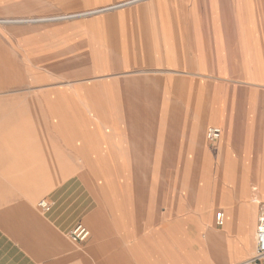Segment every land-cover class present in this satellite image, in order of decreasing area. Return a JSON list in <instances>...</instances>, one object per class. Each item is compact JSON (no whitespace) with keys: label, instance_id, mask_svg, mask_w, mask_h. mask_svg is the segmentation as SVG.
<instances>
[{"label":"crops","instance_id":"0c3cea01","mask_svg":"<svg viewBox=\"0 0 264 264\" xmlns=\"http://www.w3.org/2000/svg\"><path fill=\"white\" fill-rule=\"evenodd\" d=\"M62 3L32 15L95 12L0 27V264L253 258L264 216V0ZM116 92L121 106L94 105ZM211 127L221 130L214 142ZM78 225L89 231L82 242L71 238Z\"/></svg>","mask_w":264,"mask_h":264},{"label":"rangeland","instance_id":"374dc122","mask_svg":"<svg viewBox=\"0 0 264 264\" xmlns=\"http://www.w3.org/2000/svg\"><path fill=\"white\" fill-rule=\"evenodd\" d=\"M71 0H0V27L5 26V25H18V26H25L27 22H57V21H63L67 20L69 16H75L79 15L80 13L83 14V16H88L92 15L95 11H82V12H74V13H54L52 15H32V8L34 11H38L40 9H37L38 6H42L43 4L48 8L52 3L57 4L63 2L62 4L69 3ZM118 5V4H114ZM112 7V6H111ZM106 8L110 7H105L103 9H99L97 11H105ZM105 9V10H104ZM263 26H264V21H263ZM96 57L98 58L97 60H93L94 62L99 63L100 62V57L99 55L101 54V50L97 51ZM82 63H88V59L83 56L82 58ZM102 63H105V60L101 61ZM27 65V60H26V51L24 44L19 48L18 51V76L20 78H25L28 73V67ZM100 65L96 66L94 68H89L88 66L82 65L81 68H78V70H81L82 73H84L88 69H95L97 68V71H101ZM71 70V68L67 67L66 68V73ZM89 74V73H87ZM102 92V91H100ZM116 97H111L108 98L104 96L103 94L100 93L99 97L93 101L94 105L97 106L98 108L101 107H112V106H121L122 105V98L119 97V94L112 93ZM98 111H103L102 109H99ZM100 118H103L102 120L104 121L107 115L105 114H99L98 115ZM214 128V127H211ZM217 128V127H216ZM210 129V128H209ZM217 140V139H216ZM214 140V141H216ZM211 141V142H214ZM153 164H150L152 166ZM175 167H177V164H172ZM184 169V168H183ZM90 181L93 182L94 186H97V182H102L103 178H96L94 180L89 179ZM77 227V226H76ZM75 229V228H74ZM73 229V230H74ZM72 230V231H73ZM71 237H72V232H71ZM82 242V241H78Z\"/></svg>","mask_w":264,"mask_h":264},{"label":"built area","instance_id":"2783aa9c","mask_svg":"<svg viewBox=\"0 0 264 264\" xmlns=\"http://www.w3.org/2000/svg\"><path fill=\"white\" fill-rule=\"evenodd\" d=\"M221 136V130L219 128H210L207 132V137L210 141H214ZM42 207H46L44 202H41ZM216 220L218 224H223L224 213L218 212L216 214ZM89 235V231L82 225H78L72 231V239L74 241H84ZM243 264H264V216L259 219L258 229H257V244L256 252L253 258L244 262Z\"/></svg>","mask_w":264,"mask_h":264},{"label":"bare ground","instance_id":"6f19581e","mask_svg":"<svg viewBox=\"0 0 264 264\" xmlns=\"http://www.w3.org/2000/svg\"><path fill=\"white\" fill-rule=\"evenodd\" d=\"M136 1V0H135ZM123 4H118V5H115V6H112V7H110V8H106V10H109V9H113L114 7L116 8V7H120V6H122ZM105 10V9H104ZM98 12V11H97ZM89 236V235H88ZM88 238V237H87ZM86 238V239H87Z\"/></svg>","mask_w":264,"mask_h":264}]
</instances>
